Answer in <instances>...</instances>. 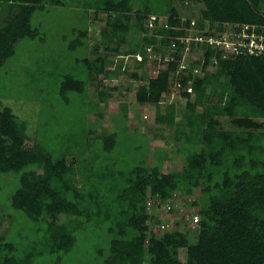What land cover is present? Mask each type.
<instances>
[{
  "label": "trees",
  "instance_id": "16d2710c",
  "mask_svg": "<svg viewBox=\"0 0 264 264\" xmlns=\"http://www.w3.org/2000/svg\"><path fill=\"white\" fill-rule=\"evenodd\" d=\"M4 1L10 6V12L0 26V70L15 56L21 41L38 37L37 30L31 26L35 12L51 5L63 6L62 0ZM4 1L0 0V5ZM201 1L205 10L195 27L199 35L208 34L207 23L220 28L224 24L264 26V0ZM94 9L127 14V20L138 19L134 34L142 40L128 51H122L120 45L113 48L117 57L127 58L128 62L108 70L109 59L97 47L95 58L90 53L89 29L82 32L87 41L89 58L84 63L89 74L86 80L65 77L59 91L65 102H69L71 93L89 96L90 84L95 83L97 98L86 104L88 116H94L101 106L107 109L118 89L106 85L105 77L115 79L122 72L147 82V91L139 88L137 93L140 105L160 106L171 99L169 94L175 82L180 81L177 73L183 54L173 52L167 67L160 68L158 76L151 77V70L158 63L149 60L146 49L156 45V52L165 51L174 37L185 35L191 29V21L183 25L173 0H166L164 12L170 25L156 22L153 32L144 20L149 14L160 13L150 7L135 9L129 0H124ZM132 25L131 21L125 25L124 35L119 37L122 44L132 40L126 35L129 30L133 32ZM106 33L104 42L108 43L114 35ZM76 45H84L81 38ZM139 55L142 61L137 60ZM194 67L193 63L189 64L187 78L181 75L184 89L189 81L193 82L194 94L182 92L183 105L176 98L171 99L168 114L162 112L155 120V124L165 125L168 119L181 113L182 129L192 132L186 136L181 132L178 141L187 139L192 147H201L198 153L189 152L182 175L175 172L168 175L162 165L154 162L152 168L142 163L128 170L117 169L118 162H109L108 170L98 174L96 164L100 155L88 159L84 151L81 154L69 147L64 154L56 156L38 140L30 138L27 126L18 121L11 108L0 111V174L19 176L18 188L10 198L11 212L21 219L23 215L41 234L30 242L28 252L18 257L7 253L1 264H40L41 259L66 264L79 243V236L90 231H104L108 238L106 248L96 251L104 259L98 264H264V146L254 143L261 137L254 138L255 135L262 134L264 129L261 122L264 120V57L222 58L220 51L210 50L204 59L202 79L193 76ZM125 111L127 117L130 111L128 108ZM222 119L231 124L232 132L224 129ZM88 132V145L97 137L104 139V152L115 151V134L95 136L96 130ZM151 132L155 131L151 129L146 134ZM29 141L34 143L32 147L27 145ZM212 142L223 145L222 150H211ZM226 148L236 152L232 167L238 173L231 177V173L225 172L221 179H216V170L212 167L222 164L221 155ZM256 153L260 156L249 160ZM160 154L164 158V153ZM227 177L233 181L229 186L225 185ZM198 188L201 195L195 198ZM103 189L109 195L103 194ZM179 193L192 199L189 206L198 208L199 234L192 237L187 230L167 231L160 236L150 234L149 199L167 202ZM12 213L10 217L15 221ZM4 246L9 251L16 247L12 243Z\"/></svg>",
  "mask_w": 264,
  "mask_h": 264
},
{
  "label": "rangeland",
  "instance_id": "374dc122",
  "mask_svg": "<svg viewBox=\"0 0 264 264\" xmlns=\"http://www.w3.org/2000/svg\"><path fill=\"white\" fill-rule=\"evenodd\" d=\"M122 1L124 0H62L63 6L51 5L44 10L35 12L31 26L37 30L38 37L34 40L21 41L17 45L15 56L7 61L0 70V111L5 107L11 108L18 117V121L27 126L30 138L38 140L44 148L56 156L64 154L65 149L69 147L81 154L84 151L88 159L100 155L101 157L96 164L98 174L105 173L110 163L113 164L114 162H118L117 169L120 170H128L142 163H147V166L152 168L154 162L162 165L168 175L173 172L182 175L183 170L187 167L186 157L190 154L189 152L198 153L201 147H192L187 139L185 142L178 141L177 137L181 132L184 136L190 135L192 132L187 128L182 129L181 113L168 119L165 133L156 135L155 132H151L149 135L139 130L140 127L141 129L146 128L147 131L151 129L155 131L157 115L162 114V112L168 114L169 109L167 107L172 101L167 99L160 106L140 105L137 102V93L139 88H144L147 91V82L141 79L135 80L123 72L118 75V78L116 77L117 79L105 77V83L110 88L116 87L118 89L114 91L107 109L101 106L99 112L94 116H88L86 110L87 102L91 103L90 95L86 97L85 94L71 93L68 97L69 102H65L59 94L61 83L66 76H75L77 79L86 80L89 74L84 63V60L89 58V53L87 52V41L86 38L82 37V32L89 29L88 48H90V53L102 52L101 54L105 55L107 59L115 60L117 55L113 48L120 45L122 51L130 50L132 46L130 41L126 45L122 44L119 37L124 35L122 33L125 25L128 26L131 21L133 32L129 30L126 35L133 38L136 35L134 30L138 19L119 18L116 20L118 14L109 12L107 9H94L97 6L105 8L116 5ZM129 2L135 9L150 7L160 13L159 15L149 14L146 19L149 18L148 20H150L152 16H156L159 23L161 22L165 26L170 25L168 23L169 18L164 13L166 0H129ZM173 4L183 25L188 20L191 21L192 30L189 29L185 35L178 36L188 38L198 34L195 27L202 20V12L205 10L203 2L201 0H173ZM9 12L10 6L4 1L0 5V26L4 25ZM125 15L127 18L129 17V15ZM90 18H92L91 21ZM146 19L144 21L148 24ZM229 26L230 24H224L220 28L218 25H213L208 29L210 32L228 34L229 36L235 31V28ZM114 27L119 28V31H116ZM106 32H110V36L113 34L116 38L113 36L108 43L104 42L105 34H108ZM117 33L119 34L116 35ZM80 38L84 45L77 47L76 42ZM139 39L141 41L142 37ZM230 40H234L232 36H230ZM119 42L121 43L119 44ZM95 47L99 49L98 52L94 51ZM163 50L166 52V48ZM220 52L222 58H225L222 51ZM193 61L196 62L195 59ZM150 69L152 68L150 67ZM108 70L112 69L109 67ZM138 73L140 76H144L142 72L139 71ZM172 97L183 105L180 102L182 100L180 94H174ZM163 105L166 108H162ZM127 108L130 112L126 117L125 109ZM144 115L148 116L147 120L144 119ZM261 122L264 123V120ZM222 124L227 132L229 130L232 132L231 124L227 120L222 119ZM137 126L139 127L137 128ZM89 129L96 130L97 135L95 136L115 134L117 140L115 151L112 153L104 152V139L97 137L95 139L92 137V145H88ZM262 132V134H256L254 137L261 136L254 140L256 145L264 146V129ZM171 137H173L172 140ZM151 142L153 143L151 144ZM33 144L32 141L27 142L29 147H32ZM222 146L217 145V142L215 144L212 142L209 145L211 150L215 149L219 152L222 150ZM177 148L178 150L175 152ZM165 149L168 154L173 156V159L163 164V155L160 153L161 150ZM234 154H236L234 149L226 148L221 155L222 164L212 167L216 170V179H221L225 172L231 173V177L238 173L232 167ZM259 156L256 153L251 155L249 160ZM155 159L160 160V162L155 161ZM244 159H242L243 165ZM247 173V171L244 172V174ZM18 181V175L0 174L2 185L0 192V238H2L0 241V262L7 253L18 257L21 253L28 252L31 247L30 242L41 236L36 232V226L33 223L28 222L23 215V219H21L16 213L11 212L10 198L18 188ZM232 182L227 177L225 185L229 186ZM102 193L109 195L105 189ZM200 195L201 189L198 188L195 190L194 197H200ZM179 198H181L177 200L179 203L191 200L190 197L185 198L180 193ZM11 213L15 221L10 217ZM170 218L168 216L167 220ZM180 220L183 219L180 218ZM181 230L184 231L183 227ZM153 231L150 230V234H154L155 231ZM99 234L100 236H98ZM107 240L104 231L100 233L90 231L80 235L79 243L66 264L101 263L104 259L99 257L96 251L98 248H106ZM6 243L14 244L16 249L9 251L4 246ZM40 264L54 263L41 259Z\"/></svg>",
  "mask_w": 264,
  "mask_h": 264
},
{
  "label": "built area",
  "instance_id": "2783aa9c",
  "mask_svg": "<svg viewBox=\"0 0 264 264\" xmlns=\"http://www.w3.org/2000/svg\"><path fill=\"white\" fill-rule=\"evenodd\" d=\"M156 22H159L156 16H152L148 21L147 26L151 31L155 28ZM207 25L208 28H211L209 23H207ZM229 27L235 28V31L229 36L228 34L222 35L220 33L210 32L209 29L206 36L199 34L188 38L176 36L172 39L171 44L166 47V52H156L155 48H157V46L155 45L148 47L146 49L147 57L151 62L158 63V67L151 70V77L158 76L160 68L165 67L171 62V54L173 52L178 51L183 54V62L177 73V77L180 81L175 82L171 94H169L171 99H173L174 97L172 96L174 94L181 95L182 92L194 94L193 82L189 81L186 85L187 87L184 89L181 75L187 78L189 64L193 63L195 67L192 74L195 78L200 80L201 77H203L205 56L211 49L214 51H222L225 58L239 55L264 57V26L230 24ZM230 36H232L234 40H230ZM194 59L196 62L193 61ZM137 60L142 61V56H137ZM144 119L147 120L148 116H144ZM178 199H181L179 198V194L174 195V197L167 202L149 199L148 212L150 220L148 225L151 230L155 231L154 235L160 236L172 230L182 231V227L183 230H187L192 237L199 234L201 217L198 213V208L188 205L191 203L192 199L189 202L183 201L181 203L177 202ZM168 216L171 217L170 220H167ZM180 218L183 220H180ZM178 223L180 224L178 225Z\"/></svg>",
  "mask_w": 264,
  "mask_h": 264
},
{
  "label": "crops",
  "instance_id": "0c3cea01",
  "mask_svg": "<svg viewBox=\"0 0 264 264\" xmlns=\"http://www.w3.org/2000/svg\"><path fill=\"white\" fill-rule=\"evenodd\" d=\"M119 18L120 19H127V16L125 15V14H120L119 16H118V18H117V20H119ZM91 19L92 18H90V21H91ZM135 31V30H134ZM135 32H137V31H135ZM129 43H131L132 44V46L133 45H136V44H138V43H141V41H140V39L139 38H137V36H134L133 38H132V40H130V42ZM124 44V43H123ZM127 43H125V45H126ZM131 46V47H132ZM131 49V48H130ZM89 50H90V48H89ZM94 54V58L96 57V55L97 54H95V53H93ZM124 62H122V57H116V59L114 60V59H112V60H110L109 59V67L113 70V68H115L117 65H119V66H121V64L123 65V63H127L128 61H127V58L125 59V60H123ZM118 78V77H117ZM116 78V79H117ZM106 84V83H105ZM106 85H108V84H106ZM89 100L90 101H95L96 100V98H97V92H96V84L95 83H91L90 84V87H89ZM100 117H101V115H99ZM145 116V115H144ZM139 126H137V128H138ZM136 128V130H138ZM146 128H143V129H141L140 127H139V130H141V131H143L144 133H147L148 131L147 130H145ZM154 130H155V133H156V135L157 134H161V133H165L166 132V124L165 125H158V124H155V126H154ZM173 139V137H171V140ZM163 153H164V158H163V164H166L167 162H170L172 159H173V156H171L170 154H168L167 152H166V149L165 150H161ZM152 161H154L153 159H151Z\"/></svg>",
  "mask_w": 264,
  "mask_h": 264
}]
</instances>
